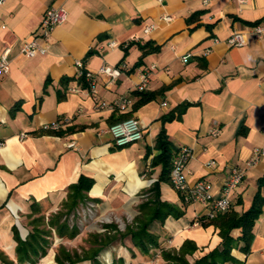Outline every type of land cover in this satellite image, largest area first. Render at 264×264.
I'll return each instance as SVG.
<instances>
[{
    "label": "crops",
    "instance_id": "1",
    "mask_svg": "<svg viewBox=\"0 0 264 264\" xmlns=\"http://www.w3.org/2000/svg\"><path fill=\"white\" fill-rule=\"evenodd\" d=\"M49 6L63 7L67 19L53 28L46 53L27 57L20 46L38 33ZM255 25L263 27L260 38L252 33ZM233 31L243 32V45L228 44ZM110 41L115 44L109 46ZM146 42L159 50L142 56L139 45ZM7 48L9 71L0 75V264H56L60 245L77 253L98 246L88 232L104 229L90 223L72 238H50L35 263L17 259L13 226L25 238L30 204L59 206L80 175L93 179L87 202L100 212L139 214L138 204L147 195L142 192L161 171L151 161L159 153L155 143L162 129L174 152L181 146L191 150L187 183L207 180L215 196L230 168L246 166L253 148L264 145V0H5L0 55ZM78 61L95 76L96 93L77 81ZM102 65L119 67L120 76L112 81L97 73ZM145 71L143 91L153 97L134 107L133 92ZM120 97L131 99L124 111L97 106ZM182 104L179 117L163 120ZM124 113L139 120L144 134L118 147L108 127ZM57 120H68L62 134L43 129ZM213 128L219 129L216 135ZM263 175L264 155L245 168L231 194V209L242 213L250 207ZM158 189L162 201L182 211L150 222L159 246L142 253L130 238L117 239L98 252L100 264H169L161 250L177 251L186 240L196 246L187 255L193 263L221 246L218 228L198 221L208 205L184 202L170 181H160ZM241 244L226 264H264V202L249 250H241Z\"/></svg>",
    "mask_w": 264,
    "mask_h": 264
},
{
    "label": "trees",
    "instance_id": "2",
    "mask_svg": "<svg viewBox=\"0 0 264 264\" xmlns=\"http://www.w3.org/2000/svg\"><path fill=\"white\" fill-rule=\"evenodd\" d=\"M139 47L142 51V56L159 50V46L152 44V42H146L143 45H139ZM142 56L136 65L142 62ZM66 80L71 79H62V81ZM77 81L82 87H87V82L83 75L78 76ZM133 94L138 97L134 107L143 104L153 97V94L150 92L138 90L134 91ZM184 108V104L178 106L175 109L176 113L173 112L165 115L163 120L166 121L179 117ZM128 117L129 113H124L115 122ZM53 133L60 135L62 134V130L53 131ZM155 146L159 150V153L153 157L151 163L152 165H160L161 171L158 179L151 187L142 192V194L146 193L147 195L138 204L139 214L130 223L125 225L124 230L118 229L116 224H103L104 230L102 232L90 234L93 239L92 241L98 246L83 250L82 253H77L76 251L70 252L63 245H60L55 255L56 264H74L84 260H89L93 264H100L96 256L101 248L117 239L123 240L126 237L130 238L134 246L142 253H147L152 248L159 246L158 235L153 233L149 228L150 222L154 219L164 220L169 215L178 217L182 214V211L175 205L162 201L159 197V182L170 181L171 161L175 153L164 129L160 130L157 135ZM92 185V178L80 175L75 183L67 187L66 197L60 203L61 209L47 220L44 219L43 215L32 218V215L42 212V206L35 201L30 204V210L26 216L28 218L27 226L29 227L26 237L21 238L17 228L13 226V235L16 241L15 250L19 262L29 261L35 263L39 257L46 253L50 245L49 237H51L53 232L61 238H72L79 233V228L76 224H68L67 214L72 212L79 204H83L90 199L88 192ZM263 202L264 175L258 179V190L252 199L250 207L246 211L238 213L230 209L226 212L217 213L212 218H206L205 215L198 218L200 223L204 225L211 223L218 228V233L221 237V246L219 248L212 249L204 256L194 260L193 263H190L187 255H191L196 246L192 241L186 240L177 251L162 249V257L169 264H226L229 261H234L231 250L237 247L239 242L242 243L240 249L244 252H247L250 248L253 238V227L262 212ZM207 220L208 222H204ZM235 229H239L241 232L238 237H234L232 234Z\"/></svg>",
    "mask_w": 264,
    "mask_h": 264
},
{
    "label": "built area",
    "instance_id": "3",
    "mask_svg": "<svg viewBox=\"0 0 264 264\" xmlns=\"http://www.w3.org/2000/svg\"><path fill=\"white\" fill-rule=\"evenodd\" d=\"M5 0H0V5ZM208 0H204L206 2ZM244 1V0H239ZM169 19L168 16L165 17ZM67 19V12L63 7L49 6L44 11L38 33L32 38L24 41L20 46V52L27 57L35 56L36 54H44L48 50L49 39L51 32L56 25L65 22ZM150 29L149 26L145 27L144 31L147 32ZM263 27L261 25H255L252 28V33L255 38H260L262 35ZM245 36L242 31H233L227 38V42L231 46H241L245 43ZM114 41L109 42V46H113ZM9 48L4 50L0 55V75L9 71L8 60ZM186 59V56L184 57ZM78 76H84L87 82V87L96 93V80L95 76L82 68V62H77ZM153 69V68H152ZM103 74L109 80H115L120 76L121 70L117 66L102 65L98 72ZM149 78V71H145L141 74V82L136 86V90L143 91L146 88V84ZM131 104L129 97H120L110 102H99L98 107L100 109H108L110 111H124ZM68 120H57L43 126L45 130L58 131L62 129ZM218 128H213L212 135L218 133ZM108 132L110 133L113 143L122 147L130 143L136 142L143 137L144 130L136 117L130 116L126 119L117 121L109 125ZM24 136V134H21ZM264 155V145L255 147L252 150L251 156L246 160V166L233 165L230 168L229 174L220 187V193L215 196L212 193V185L209 181L201 179L194 184L189 185L186 179V167L187 162L191 156V150L187 146H181L173 155L171 161V168L169 173V180L172 187L181 194L184 202H198L204 205H208V212L205 214L206 218H212L217 213L226 212L231 209L232 199L231 194L243 179L245 174V168L253 166L257 163L261 156Z\"/></svg>",
    "mask_w": 264,
    "mask_h": 264
},
{
    "label": "rangeland",
    "instance_id": "4",
    "mask_svg": "<svg viewBox=\"0 0 264 264\" xmlns=\"http://www.w3.org/2000/svg\"><path fill=\"white\" fill-rule=\"evenodd\" d=\"M145 191V190H144ZM142 197L144 194H141ZM61 209V204L54 208L53 206L48 209L42 208V212L36 213L32 215L33 217L43 215L44 219L47 220L50 216L56 214ZM27 216V215H26ZM134 217L123 215L122 213H115V212H100L99 209L96 208V206L93 203L85 202L83 204H79L72 212L67 214V221L69 225L76 224L79 228V232L84 230L87 225L90 223L97 224V227L99 229L100 225L103 224H116L118 229L124 230L125 225L130 223ZM28 221V218H26V222ZM102 227V226H101ZM96 228V227H95ZM96 231H90L88 232V236H91V233H95ZM102 232V231H101ZM57 235L54 234V232L51 234L50 238H55ZM58 237V236H57Z\"/></svg>",
    "mask_w": 264,
    "mask_h": 264
}]
</instances>
